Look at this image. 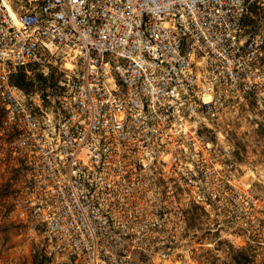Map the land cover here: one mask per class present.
<instances>
[{
  "label": "built area",
  "instance_id": "built-area-1",
  "mask_svg": "<svg viewBox=\"0 0 264 264\" xmlns=\"http://www.w3.org/2000/svg\"><path fill=\"white\" fill-rule=\"evenodd\" d=\"M251 4L264 0H0V171L29 233L109 251L172 215L186 157L264 104ZM56 69L46 93L16 84Z\"/></svg>",
  "mask_w": 264,
  "mask_h": 264
},
{
  "label": "rangeland",
  "instance_id": "rangeland-1",
  "mask_svg": "<svg viewBox=\"0 0 264 264\" xmlns=\"http://www.w3.org/2000/svg\"><path fill=\"white\" fill-rule=\"evenodd\" d=\"M244 26L264 39V7L251 4ZM258 62L264 65V42ZM58 75L36 72L23 83L46 93ZM219 131L207 140L213 153L186 157V191H176L172 215L137 221L135 233L115 237L118 248L109 251H52L14 213L0 171V264H264V104L241 106Z\"/></svg>",
  "mask_w": 264,
  "mask_h": 264
},
{
  "label": "trees",
  "instance_id": "trees-1",
  "mask_svg": "<svg viewBox=\"0 0 264 264\" xmlns=\"http://www.w3.org/2000/svg\"><path fill=\"white\" fill-rule=\"evenodd\" d=\"M42 78V76H40ZM23 81H25V77L24 76H20L17 81H16V84L21 87L22 89H25L26 90V86L25 84L23 83Z\"/></svg>",
  "mask_w": 264,
  "mask_h": 264
}]
</instances>
